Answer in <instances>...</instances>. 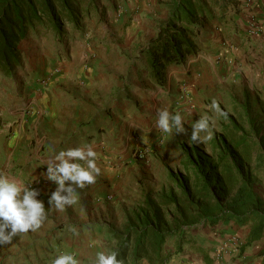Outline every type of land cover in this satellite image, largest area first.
Wrapping results in <instances>:
<instances>
[{
  "label": "rangeland",
  "instance_id": "1",
  "mask_svg": "<svg viewBox=\"0 0 264 264\" xmlns=\"http://www.w3.org/2000/svg\"><path fill=\"white\" fill-rule=\"evenodd\" d=\"M168 1L103 2L101 6L106 9L104 13L87 19L78 32L67 28L68 36L63 41L56 40L49 33L29 35L19 45L23 58L22 68L13 79H7L0 74V171L38 190L40 195L37 199L44 202L47 212V219L41 229L19 234L13 238L11 244L0 245V264H51L62 252L75 254L82 264H90L96 251L110 250L113 246V243L106 239L107 226L122 228L126 215L143 200L145 192L149 191L148 193L157 197L162 190L171 186L165 172L167 173L168 168L175 171L181 169V144L197 143L201 148L210 151L209 142L212 138L204 139L206 134L201 133L200 141L192 142V127L197 120L207 115L215 121L214 126L210 122L213 137L221 129L222 117L217 116L211 109V98H208L205 92V95L194 101L186 86L190 84V78H187L189 82L185 79L179 83L183 85L177 101L190 97L191 103L181 101V107L176 109V113L182 116L185 133H177L175 129L171 133L160 131L162 141L159 145L162 142L165 145L160 151H152L144 160L134 157V163L125 161L112 165L113 167L107 160L97 161L100 174L96 182L83 189L78 188L77 204L67 206L65 211L60 212L47 203L56 187L44 175L48 161L61 150L84 146L72 141L78 131L73 132L75 129H72L67 121L54 122L50 129V81L60 76V82L56 83L58 86L55 89L61 99H65L66 95L70 94L67 88L70 83L64 84L62 80L66 81V76L73 79L71 75H75L80 67L89 71V63L85 58L93 59L97 55L93 52L83 56L88 53L87 48L90 51L94 46L95 52L111 60L109 56L115 54L117 48L121 49L125 43L135 44L134 49L128 47L133 53L129 49L125 52L129 68L132 58L136 57L137 62L135 79L139 88L133 96L123 97V93L117 92V88L110 87L111 84H116L110 79L112 75H116L113 73L116 67L109 64L102 65V77L96 81L97 87L93 90L92 97L89 100L84 97L75 100L83 102V110L88 113L85 114L88 124H92V117L97 118L95 124L104 138L103 146L96 148L101 150V153L107 154L105 146L120 150L122 138H125L126 133H131L134 138L140 137V128L147 129L152 123L156 124V113H151L153 108L150 107H153L157 97L154 98L146 89L148 80L143 75L144 61L137 58L136 50L145 46L150 36H155L158 25L166 17L162 9H165L164 4ZM107 42L113 45L111 49L106 50ZM99 45H103L106 51ZM123 65L119 75L122 81L129 75V72L125 71L126 63ZM144 87L146 90H143ZM185 88L189 96L183 93ZM220 101L222 104H219V107L223 112L236 116L228 100ZM164 102L169 110V100L164 99ZM157 109L162 108L158 106L156 112ZM81 128L80 132L84 131L85 128ZM261 132H264L263 128ZM151 158L152 164L148 165ZM115 168H120L122 177ZM260 172L261 181L255 185V190L264 199L263 167ZM115 175H119L122 180L115 183ZM107 195H110V199H107ZM72 229H75V232ZM248 230L249 227L236 228L222 224L205 228L201 226L190 232L196 238L194 245L197 249L186 246L184 251L174 255L168 264H204V254L211 256L212 264H264V256H257L264 249V237L246 250L245 258H233L236 252L224 255L220 252L229 240H244ZM172 243L173 241L168 243L167 250L174 251Z\"/></svg>",
  "mask_w": 264,
  "mask_h": 264
},
{
  "label": "trees",
  "instance_id": "2",
  "mask_svg": "<svg viewBox=\"0 0 264 264\" xmlns=\"http://www.w3.org/2000/svg\"><path fill=\"white\" fill-rule=\"evenodd\" d=\"M103 2L111 0H0V74L13 79L22 68L19 45L29 35L49 33L63 41L67 28L78 32L87 19L104 13ZM230 3H165L166 19L138 52L144 71L155 84L164 86L169 67L181 66L198 53V36L212 18L211 8L222 12ZM233 113L236 116L226 113L222 117L209 152L197 143L181 144V169L168 168V189L157 197L146 193L126 215L122 228L107 226L106 239L113 243L110 250L117 251L124 264H141L143 258L148 264H168L186 246L197 249L190 232L201 226L249 227L233 257L237 259L245 258L246 250L264 237V199L255 190L264 168V134L247 104L235 107ZM172 241L174 251H169L166 247ZM257 256L263 257L264 249ZM212 262L204 254V264Z\"/></svg>",
  "mask_w": 264,
  "mask_h": 264
},
{
  "label": "crops",
  "instance_id": "3",
  "mask_svg": "<svg viewBox=\"0 0 264 264\" xmlns=\"http://www.w3.org/2000/svg\"><path fill=\"white\" fill-rule=\"evenodd\" d=\"M231 1L232 3L227 5V10L222 12L211 6L212 18L204 25L198 36V53L188 58L181 66L169 67L165 73L166 84L164 86L155 84L147 73L143 72V75L148 80V83H146L148 86L146 88L147 91L153 94L154 98L157 97L154 100L153 107H150L153 108L151 113H156L158 106L166 108L164 99H168L170 102L169 112L176 114L178 107H176L175 103L180 95L179 90L182 89L181 86L183 85L179 83L185 81V79L189 82L187 78H190V84H186V86L194 101H197L199 97L206 93V96L211 98V103L215 99L219 104H222L220 100L225 99L230 102L233 108L245 103L248 105L252 116L260 124V129H264V0ZM233 1L238 2V4ZM218 4L220 5V3ZM164 7L165 9H162V12L167 17L168 10L165 4ZM252 19L255 20V24L262 27L258 35H250L248 32L249 23ZM153 37L154 35L150 36L149 39ZM115 45L117 46L118 44ZM106 46L107 50L111 49L113 45L107 42ZM99 47L106 51L103 45H99ZM128 47L134 49L135 44L130 43L129 45L125 43L121 49L117 48V52L109 56L111 60H108L107 56L102 57L99 55L100 53L95 52L94 46H92L90 51L87 48L88 53H84L83 56L90 53L93 54V52L98 56L96 55L93 59L85 58V61L89 63V71L80 67L75 75H71L73 79L67 78V74H65L66 81L62 80V82L64 84L70 83V86H67L70 94L66 95L67 98L65 99H61L55 89L58 86L56 83L60 82L58 78L60 76L50 81V129L54 122L67 121L68 125L75 129L73 132L78 131L72 141L82 145L90 143L97 153V161L106 162L107 160L111 166L119 165L120 162L123 163L125 161L134 163V148L137 141L146 147L153 148V152L160 151L165 145L163 142L159 145V142L162 141L161 130L155 123H152L147 129L140 128V137L134 138L131 133H126L125 138H122V149L112 150L110 146H105L107 154L101 153V150L96 148L103 146L104 138L98 132V125L95 124L97 118L92 117V120H90L92 124H88V121H86L88 113L83 110V102L75 100L79 97L89 100L92 97L93 90L97 87L96 81L102 77L100 71L102 65L109 66V64L116 67L113 71L116 75L110 77L111 82L114 81L116 84L115 86L111 84L110 87L117 88V92H122L123 97L133 96L139 88L135 79L137 70L135 64L137 62L136 57L133 56L130 68L128 67V58H125V52L126 49H129ZM118 49L120 50L118 51ZM139 49L136 52H139ZM129 51L133 53L131 49ZM124 63H126L125 71L127 70L129 75L122 81L119 79V75L122 72ZM96 70L99 72L97 73ZM150 82L152 83L150 84ZM146 89L145 87L143 88V90ZM70 103L72 104L70 105ZM82 126L85 129L80 132ZM133 126L134 124H132V130H134ZM87 131L94 132L87 133ZM261 134H264V132H261ZM108 144H110V141ZM152 158L149 159L148 165L152 164ZM117 170L119 172L120 168H115L116 172ZM120 174L121 172H119ZM119 175L114 176L115 183L122 180V175H120L121 177ZM148 192H145V194Z\"/></svg>",
  "mask_w": 264,
  "mask_h": 264
},
{
  "label": "clouds",
  "instance_id": "4",
  "mask_svg": "<svg viewBox=\"0 0 264 264\" xmlns=\"http://www.w3.org/2000/svg\"><path fill=\"white\" fill-rule=\"evenodd\" d=\"M210 107L219 117L227 115L215 99ZM156 116V126L161 131L171 133L175 129L177 133L186 132L179 113L172 114L167 108H162L157 109ZM210 122L214 126L215 121L207 115L195 122L190 136L192 142H199L201 133L206 134L204 139L212 138ZM99 174L97 153L91 144L59 151L48 161L44 173L46 179L56 185L48 198V205L63 212L67 206L77 204V189L94 184ZM39 195L40 192L31 185H25L0 171V245L11 244L19 234L41 229L47 212L44 202L37 199ZM72 231L75 232V229ZM118 256L117 251L101 249L95 252L90 264H124ZM51 264H82V261L75 254L62 252ZM141 264H148L147 258H143Z\"/></svg>",
  "mask_w": 264,
  "mask_h": 264
},
{
  "label": "built area",
  "instance_id": "5",
  "mask_svg": "<svg viewBox=\"0 0 264 264\" xmlns=\"http://www.w3.org/2000/svg\"><path fill=\"white\" fill-rule=\"evenodd\" d=\"M262 30V27H260L259 25L255 24V20L252 19L249 23V34L250 35H258ZM184 90V89H183ZM184 94L186 93V89L185 91L183 92ZM188 95L187 93L185 94V96ZM189 96V95H188ZM185 100L183 99H180L178 101H176L175 105L176 107H181L180 106V102H186L187 104L191 103V100L190 98L188 97H184ZM186 99H189V100H186ZM153 151V148H150V147H146L142 144L139 143V141L136 142V145H135V148H134V154H135V159H140V160H144L147 158V156L149 154H151ZM107 199H110V196L107 197ZM242 245V241L241 240H229L228 243L224 244L221 248V254L224 255L225 253H229V254H232L234 252H238V246H241ZM229 248V250H228ZM225 250V251H224ZM219 256V255H218ZM220 258V257H219Z\"/></svg>",
  "mask_w": 264,
  "mask_h": 264
}]
</instances>
